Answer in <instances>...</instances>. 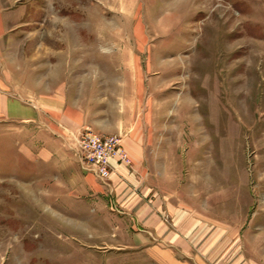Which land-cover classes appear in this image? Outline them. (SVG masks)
<instances>
[{"label": "rangeland", "instance_id": "rangeland-1", "mask_svg": "<svg viewBox=\"0 0 264 264\" xmlns=\"http://www.w3.org/2000/svg\"><path fill=\"white\" fill-rule=\"evenodd\" d=\"M0 83L22 115L0 119V264H156L115 237L148 191L129 135L158 146L165 184L188 181L198 139L211 193L264 194V0H0ZM87 132L121 138L106 179L80 158Z\"/></svg>", "mask_w": 264, "mask_h": 264}, {"label": "crops", "instance_id": "crops-1", "mask_svg": "<svg viewBox=\"0 0 264 264\" xmlns=\"http://www.w3.org/2000/svg\"><path fill=\"white\" fill-rule=\"evenodd\" d=\"M60 66L64 71V66ZM65 80L63 75L61 83ZM18 97L7 93L0 83V119H22ZM107 122L93 120V126L102 133L123 134L124 120L115 125ZM202 143L197 139L190 145L188 181L177 177L165 184L166 179L155 175L159 174L155 168L160 160L158 146L150 148L145 138L141 142L132 135L124 138V147L132 160L140 163L142 174L147 169L144 184L148 191L138 213L127 206L131 211L124 213L122 220L119 218L115 237L119 235L125 242L123 246L140 247L145 263L264 264V194L225 193L223 188L211 193L209 183L215 180L213 162L207 161L210 151L204 150ZM177 146L178 143L170 153L173 160H167V168L182 167V150ZM201 175L206 177L202 181ZM153 187L158 191L150 192Z\"/></svg>", "mask_w": 264, "mask_h": 264}, {"label": "built area", "instance_id": "built-area-1", "mask_svg": "<svg viewBox=\"0 0 264 264\" xmlns=\"http://www.w3.org/2000/svg\"><path fill=\"white\" fill-rule=\"evenodd\" d=\"M120 139L116 135L104 136L96 133H84L78 138L80 158L90 166L98 177L106 179L109 175V165L104 162V153L111 142H117ZM117 154L122 155L123 158H129L125 149L120 147L117 149Z\"/></svg>", "mask_w": 264, "mask_h": 264}, {"label": "bare ground", "instance_id": "bare-ground-1", "mask_svg": "<svg viewBox=\"0 0 264 264\" xmlns=\"http://www.w3.org/2000/svg\"><path fill=\"white\" fill-rule=\"evenodd\" d=\"M125 152L127 153V151L125 150ZM127 155H128V153H127ZM129 156V155H128Z\"/></svg>", "mask_w": 264, "mask_h": 264}]
</instances>
